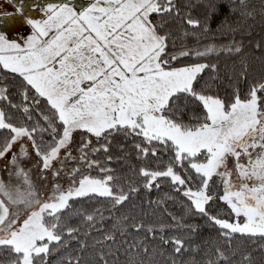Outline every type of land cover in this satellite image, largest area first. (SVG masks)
Returning a JSON list of instances; mask_svg holds the SVG:
<instances>
[{"label": "snow or ice", "instance_id": "1", "mask_svg": "<svg viewBox=\"0 0 264 264\" xmlns=\"http://www.w3.org/2000/svg\"><path fill=\"white\" fill-rule=\"evenodd\" d=\"M3 3L0 264H264V0Z\"/></svg>", "mask_w": 264, "mask_h": 264}, {"label": "trees", "instance_id": "2", "mask_svg": "<svg viewBox=\"0 0 264 264\" xmlns=\"http://www.w3.org/2000/svg\"><path fill=\"white\" fill-rule=\"evenodd\" d=\"M253 3H256V4L258 5V4H259V0H253ZM257 31H259L258 28H257ZM181 35H182V34H181ZM181 42H183V41H181ZM204 42H205V41H204L203 38H202V39H201V43L203 44ZM207 42H209V43L213 42L212 37H209L208 40H207ZM188 43H189L190 46H194V45H193V42H192L191 40H189ZM245 43L247 44V41H245ZM246 55H247V53H246ZM240 59H242V58H240ZM223 62H224V59L222 58L221 63H223ZM227 62H228L229 64H231V61H230V60L227 61ZM238 63H239V61H237V65H238ZM250 63L253 64V65L255 66V72H254L253 74H255L256 72H259V70H260L259 63H258L257 61H254V60L250 61ZM223 88H224V86H222V89H221L222 91H223ZM89 203H93V202L85 201V202H84V205H82V206H86V205L89 204ZM148 219H149V220H155V219H157V217H149ZM234 243H235V244H239L240 241L237 240V241H234ZM247 243L251 244V242H247ZM257 243H259V242H257ZM252 246L255 247V245H252Z\"/></svg>", "mask_w": 264, "mask_h": 264}, {"label": "crops", "instance_id": "3", "mask_svg": "<svg viewBox=\"0 0 264 264\" xmlns=\"http://www.w3.org/2000/svg\"><path fill=\"white\" fill-rule=\"evenodd\" d=\"M73 2L77 5V7H79L81 5H86L88 0H73ZM0 5H2L5 8L9 7V5H7L6 3H3V0H0Z\"/></svg>", "mask_w": 264, "mask_h": 264}, {"label": "rangeland", "instance_id": "4", "mask_svg": "<svg viewBox=\"0 0 264 264\" xmlns=\"http://www.w3.org/2000/svg\"><path fill=\"white\" fill-rule=\"evenodd\" d=\"M33 180H38V177L34 175ZM22 214H23V212H22Z\"/></svg>", "mask_w": 264, "mask_h": 264}]
</instances>
